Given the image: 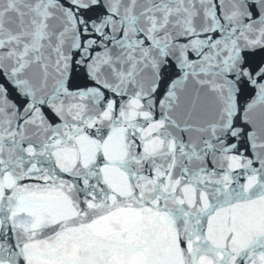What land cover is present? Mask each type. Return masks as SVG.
I'll list each match as a JSON object with an SVG mask.
<instances>
[{
    "label": "snow or ice",
    "instance_id": "6c2138e0",
    "mask_svg": "<svg viewBox=\"0 0 264 264\" xmlns=\"http://www.w3.org/2000/svg\"><path fill=\"white\" fill-rule=\"evenodd\" d=\"M0 264H264V0H0Z\"/></svg>",
    "mask_w": 264,
    "mask_h": 264
}]
</instances>
